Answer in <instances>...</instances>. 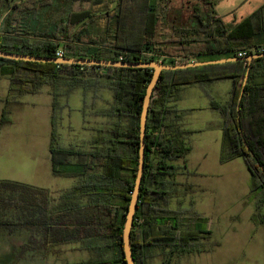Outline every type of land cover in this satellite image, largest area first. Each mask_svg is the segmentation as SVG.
<instances>
[{"label": "trees", "instance_id": "1", "mask_svg": "<svg viewBox=\"0 0 264 264\" xmlns=\"http://www.w3.org/2000/svg\"><path fill=\"white\" fill-rule=\"evenodd\" d=\"M155 1L117 0L116 6L106 11L107 24L104 35H100L88 30L91 11L72 10L73 0L43 27L38 23L30 27L23 21L27 16L39 20L40 10L56 0H20L4 17L0 49L54 57L63 46V56L161 60L173 65L190 62L191 56L202 61L239 57L240 50H245L247 55L258 53L254 48L264 44V2L229 26L212 11L205 15L195 13V27L181 29L165 40ZM214 53L217 57L207 56ZM151 74V68L57 64L0 57V76L8 80L0 121H6V105L13 98L36 92L42 85L51 86V171L76 177L75 184L59 195L61 201L54 203L44 188L0 180V187L8 190V197L1 198L0 202L13 205L19 213L15 220L1 219L0 224L32 230L29 240L21 245L22 251L38 246L34 232L38 228L46 230L47 244H54L57 227L63 226L65 239L88 237L89 248L99 252V258L67 264H125L122 226L137 171L139 116ZM223 78L232 81L229 96L224 104L211 102L222 117L219 159L225 162L242 157L250 172L249 196L255 203L253 218L264 222V56L249 63L239 59L162 70L149 103L144 171L130 230L135 264H146L156 249L162 255L161 264H171L174 254L200 252L205 247L201 239L210 235L207 219L195 212L186 214L181 207L167 206L170 197L182 194L180 186L184 189L191 186L177 180L185 172V165L174 164L190 150L186 144L189 130L168 121V115L177 113V109L168 105L167 99L180 84ZM79 85L86 89L105 86L111 90V106L98 114L115 120L92 136V149L61 146L57 141V97L68 95ZM59 86H64L62 92ZM107 251L110 256L106 257Z\"/></svg>", "mask_w": 264, "mask_h": 264}, {"label": "rangeland", "instance_id": "2", "mask_svg": "<svg viewBox=\"0 0 264 264\" xmlns=\"http://www.w3.org/2000/svg\"><path fill=\"white\" fill-rule=\"evenodd\" d=\"M159 1L164 6H168L171 1L170 6L173 7V12H177L184 23L189 25L196 23L192 15L193 6L188 0H185L182 10L180 0ZM211 1L206 2L207 4L199 3V12L205 15L214 8L219 14L217 16H220L228 26L235 24L263 3L262 0ZM116 2L117 0H73L71 9L77 11L89 8L91 11L87 24L89 32H99L100 35H104L107 24L106 11L113 9ZM68 4L69 0H56L51 6L41 9L39 17L42 20L43 18L46 21L50 20L58 15L56 12L62 5ZM167 13L162 12L165 19ZM59 49H63V46ZM207 56L215 58L217 54ZM219 82L218 88L207 81L199 83L198 88L212 93L216 100L223 104L226 92L222 91L223 81ZM7 86L8 80L0 76V119ZM198 88L182 86L176 90L172 100L176 104H184L185 95L191 91L195 94L199 91ZM63 89L64 86H59L58 90L62 92ZM50 94L51 86L42 85L38 91L20 94L6 105L7 119L5 122L0 121V180H15L44 188L48 190L54 203L57 202L61 193L55 190L54 186L66 190L76 177L54 174L50 171L47 147L49 116L45 111ZM57 98L59 108L56 116V136L61 146L92 149L90 138L99 128L111 126L115 120V118L98 114L111 106V90L105 86H99L96 89L90 86L86 89L79 85L68 95L59 94ZM197 105L201 107L204 105L201 99ZM83 112L85 113L84 121L81 117ZM193 113L184 112L179 121L180 125L189 126L188 121L194 116ZM196 114H198L197 118L202 117L209 122L200 120L201 122L195 125L209 129L186 136V144L191 147V151L186 157L174 161V164L183 166L187 163L192 167L195 163H199V166L195 165L196 169H189V173H181L177 176L179 182H187L191 186L186 189L180 186L182 194L170 197L167 206L171 209L181 207L186 210V214L196 213L205 217L210 235L201 239L205 245L202 251L174 254L171 264H264V222H258L253 218L255 203L249 196L250 172L240 156L225 162L218 161L216 154L218 149L221 150L222 141V132L219 128L222 124L221 115L216 110L207 108H202ZM51 187H53L52 190ZM7 194L8 190L0 187V200L8 197ZM18 214L13 205L0 202V219L15 220ZM13 236L11 237L13 242L19 243V235ZM80 245L83 246L81 241H76L72 245L68 244L70 247L74 246L73 249L62 252L57 249L55 243L45 244L47 256L42 253L41 258L36 259L35 250H32V259L29 261L32 264H66L99 258V252L91 251V249L82 250L78 248ZM20 251L22 252L21 245L19 248L15 247L12 254L15 256V253ZM104 256H110V252L107 251ZM1 261L0 264L3 263ZM24 261L29 263L28 260L13 257L9 264H26ZM161 261L162 255L156 249L154 256L148 258L146 264H161Z\"/></svg>", "mask_w": 264, "mask_h": 264}, {"label": "crops", "instance_id": "3", "mask_svg": "<svg viewBox=\"0 0 264 264\" xmlns=\"http://www.w3.org/2000/svg\"><path fill=\"white\" fill-rule=\"evenodd\" d=\"M19 1L20 0H0V32L4 28V17L6 15V13L11 9L13 4H15ZM180 1H181L180 7L182 10V8L184 7L185 0H180ZM188 2H190L191 6H193L192 15L194 16L195 13L201 14L198 10V4L199 3L205 2V4H207L206 2L210 3L212 1L211 0H188ZM261 2H264V0H262ZM170 4H171V1H170ZM170 4H168V6H164V5H162V3L159 0L155 1V6L157 9V12L160 13L161 19L163 22V39H165V40L169 39L171 36L177 35L179 33V31H181V29H184L187 27H195L197 25L196 18H195L196 23L194 25H189L187 23H184L183 20L181 19V17H179L177 15V12H173L174 9H173V7L170 6ZM63 8H64V5H62L60 7V10H62ZM211 10H212V12H214V14L219 15L215 11L214 8H212ZM164 11L168 12L166 15V19L164 18L165 16L162 14V12L164 13ZM208 12H211V11H208ZM47 21L44 20V18H43V20H42V18L41 19L39 18V20H37V19L33 20L31 16H27V17H25L23 23L24 24L27 23L28 26H30V27H33L35 23H38L39 26L43 27L47 24ZM201 56H199V57H201ZM162 58H164V57L162 56L161 59ZM189 61H200V59H197V57H195V56H191ZM205 81L213 84L214 87H216V88L219 87V83H220L219 81H223L222 82L223 83L222 84V86H223L222 91L226 92V96H225V102H226V100L229 96V92H230L231 87H232V81L230 78L203 80V81L192 82V83H183V84L178 85L177 89H179L182 86L189 87V88H192V87L198 88L199 83H204ZM7 88H8V86H7ZM6 92H7V89H6ZM194 95H196V96H194ZM173 96L174 95H171L168 97L167 104L176 108L177 113H171L170 115H168L167 119H168V121H174V123L178 124L181 128L189 130V133L186 136L198 134V133L203 132L204 130L209 129V128L203 129V128L195 125L196 123L201 122L200 120H203L205 122H209L208 119H204L202 117H201V119L197 118L198 114H196V113L197 112L199 113V111L202 108H207L210 110H216V112H218L220 114V112L217 109L213 108L211 105L212 101H215V102H218V101L216 100V98L214 97V95L212 93L205 91L204 89H199V91H196L195 94H192V91H191V93H187L184 97V104L174 103V101L172 100ZM49 97H50V99L47 101V105L45 106V111H47V116H49V131H48V146H47L48 150H49L50 135H51L52 94H50ZM199 98L201 99V102L204 104L202 107L200 105H197L198 101L200 100ZM184 112L185 113H193L194 112L193 113L194 116H192L188 121L189 126H185V127L180 125V122H179L182 119ZM177 114H178V116H177ZM84 116H85V113L84 112L81 113L82 121H84V119H85ZM221 119H222V117H221ZM219 128L221 129V132H222V124ZM90 139H92V137ZM190 151H191V147H190V150L188 151V153L186 154V156L190 153ZM216 155L218 156V161H220L219 160V155H220L219 149L217 150ZM49 160H50V152H49ZM195 165L199 166V163H197V164L195 163ZM195 165L190 167L186 163L183 171L189 173V169H196ZM50 171H51V160H50ZM75 181L71 185H69L66 190L71 188L75 184ZM52 188L53 187H51L50 189L52 190ZM54 189L57 190L58 192H61V193L66 191L65 189H63V190L60 189L56 185L54 186ZM59 201H61L60 197L57 198V202H59ZM30 216H31V214L29 213V217ZM34 232H35L36 236H38V246H34V247L30 246L27 249H24L22 252L21 251L16 252L15 256H14L12 254L13 249L15 247L19 248L20 245H22L23 243H25L29 240V237L32 234L31 227H13V226L12 227H6V226H3L0 224V260H2L1 262H3L1 264H4V263L9 264L10 260H12L13 257L14 258L20 257L23 260L25 259V260L29 261L30 259H32V253H33L32 250H35L34 254H35L36 259H38V257L41 258L42 253L45 256H47V250L45 247V244H47V236L45 234L46 230L44 228L40 227V228H38V231H34ZM16 234L19 235V238H20V240L18 241L19 243H15V242H13V239H11V237L13 238L14 237L13 235H16ZM76 241H81L83 243V246L80 245L78 248H82V250H90L88 237H84L80 240H75V239L67 240V239H65L63 226L61 228L57 227L56 241H55V244L57 245V249L61 250L62 252L68 251V249H70V248L73 249L74 246L70 247V246H68V244L72 245V244L76 243ZM33 248H35V249H33ZM91 251H94V250L91 249ZM12 255H13V257H12ZM25 263L27 264L28 262H25ZM28 264H32V262L29 261Z\"/></svg>", "mask_w": 264, "mask_h": 264}, {"label": "water", "instance_id": "4", "mask_svg": "<svg viewBox=\"0 0 264 264\" xmlns=\"http://www.w3.org/2000/svg\"><path fill=\"white\" fill-rule=\"evenodd\" d=\"M264 56V52L252 53L245 57H222L210 60L202 61H190L184 64H165L161 61H127V60H112V59H100V58H91V57H69V56H37L31 54H23L17 52H10L0 49V57L16 59V60H26V61H48L54 62L57 64H85V65H97V66H113V67H137V68H151L152 74L149 82L146 85L145 93L143 96L141 111L139 116V149H138V165L136 176L134 179L133 189L131 191L130 200L128 202L124 222L122 226V242H123V253L125 264H135L130 241V230L134 218V213L137 207L138 194L140 190L142 175L144 171V153H145V130H146V121L147 113L149 108V103L151 99V94L153 88L158 81L161 71L167 69H177L185 68L209 63H222L225 61L245 59L249 63L252 59ZM247 73V71H246ZM246 73L243 79V84L246 79Z\"/></svg>", "mask_w": 264, "mask_h": 264}, {"label": "built area", "instance_id": "5", "mask_svg": "<svg viewBox=\"0 0 264 264\" xmlns=\"http://www.w3.org/2000/svg\"><path fill=\"white\" fill-rule=\"evenodd\" d=\"M254 51L255 52H264V44L255 47ZM246 55H247V52L245 50H240V51L237 52V56H239V57H244ZM56 56H63L62 49H57Z\"/></svg>", "mask_w": 264, "mask_h": 264}]
</instances>
